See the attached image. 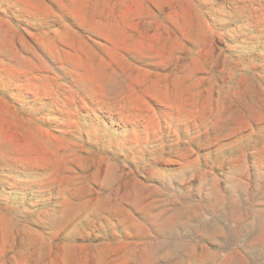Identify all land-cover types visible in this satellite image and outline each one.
Instances as JSON below:
<instances>
[{
    "label": "rangeland",
    "instance_id": "374dc122",
    "mask_svg": "<svg viewBox=\"0 0 264 264\" xmlns=\"http://www.w3.org/2000/svg\"><path fill=\"white\" fill-rule=\"evenodd\" d=\"M0 264H264V0H0Z\"/></svg>",
    "mask_w": 264,
    "mask_h": 264
}]
</instances>
